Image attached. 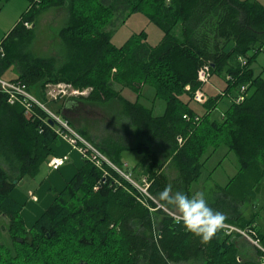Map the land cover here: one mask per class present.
<instances>
[{
  "label": "trees",
  "instance_id": "obj_1",
  "mask_svg": "<svg viewBox=\"0 0 264 264\" xmlns=\"http://www.w3.org/2000/svg\"><path fill=\"white\" fill-rule=\"evenodd\" d=\"M27 1L25 11L0 41V77L14 65L17 73L9 81L35 93L131 178L108 162L97 166L84 158L26 227L23 204L11 195L18 185L13 180L37 177L53 156L58 128H63L33 101L27 111L29 98L17 93L10 102L9 94L0 90V159L5 164L0 163V215L8 218L12 239L10 246L0 240V264H261L262 251L255 244L257 258H242L236 242L241 233L225 225L239 228L264 248L260 222L264 221V76L254 74L251 67L264 50V4L258 0ZM52 8L67 11L57 32L60 50L40 55L30 48L36 20ZM138 10L160 27L161 39L152 45L142 31L116 46L115 28ZM204 66L210 75L223 76L226 86L196 110L190 99L203 87L198 74ZM61 83L87 93L49 98L47 87ZM145 85L153 89L152 105L140 101ZM124 88L135 92L136 99L126 97ZM184 94L189 100L182 99ZM239 96L243 98L237 100ZM222 98L228 103L220 110ZM156 99L165 103L161 114L154 113ZM112 101L119 102L125 133L132 130L131 138L96 141L69 118L81 103ZM155 144L166 151L165 159ZM222 144L235 154L239 167L226 185H215L209 206L224 220L212 238L202 242L184 230L174 207L161 201L159 193L165 187L194 193L192 185L201 176L205 154ZM131 150L139 158L125 167L123 153ZM167 163L176 171L173 177L165 172ZM138 183L146 185L148 194Z\"/></svg>",
  "mask_w": 264,
  "mask_h": 264
},
{
  "label": "rangeland",
  "instance_id": "obj_2",
  "mask_svg": "<svg viewBox=\"0 0 264 264\" xmlns=\"http://www.w3.org/2000/svg\"><path fill=\"white\" fill-rule=\"evenodd\" d=\"M264 4V0H258ZM28 6L27 0H0V39L2 35L8 29L14 26V23L19 19L20 15L25 11ZM67 18V11L65 8H52L40 13L37 17L35 25V36L30 44V48L33 52L40 55H49L57 54L60 50L61 42L57 36L58 30L65 24ZM31 24H27V27H31ZM145 32L147 42L150 44H156L163 35V31L158 27L154 22L150 21L147 15L143 11H135L131 13L125 20L120 23L114 30L112 35V42L116 46H120L128 37L139 32ZM254 74H260L264 76V50L260 51L255 60L251 63ZM15 66L9 67L3 75L0 77L2 80L9 81L16 75ZM218 83L221 89L218 91L215 90L213 84ZM226 86V80L223 76L218 74L210 75L208 80L203 84L202 91L206 94L207 97L215 96L222 92ZM75 89H72L61 83L59 85H49L47 87V94L49 98H56L57 96H63L62 99H66L71 96L79 95L80 93L73 92ZM123 94L130 98L136 99L137 95L135 92L131 91L128 88L122 90ZM87 91H84L83 94H86ZM33 96L38 99V97L33 93ZM143 97L140 98V101H143L146 105H152L153 98V89L149 85H145L142 90ZM146 97V98H145ZM183 100H189V97L184 94L182 96ZM39 100V99H38ZM203 103V102H202ZM201 102H198L195 98L190 99V105L196 110H201ZM228 101L226 98H222L219 101V108L223 110L226 108ZM46 109L51 112V110L45 105ZM52 108V107H51ZM165 103L161 99H156L154 101V113L161 114L164 111ZM52 110H54L52 108ZM67 114H69L67 112ZM60 120L61 116L58 115ZM69 118L80 128H85L88 130L89 134L96 141H99L103 138L113 137V138H131L132 130L130 134L125 133L126 122L119 115V102L112 101L106 105H97V104H85L81 103L79 110L76 112H71ZM160 153V157L166 158V151L160 145L155 144ZM213 146L209 149L208 153L205 154L206 160L204 167L202 169L201 176L198 181L194 182L192 185V191L203 192L207 200H211L214 196L213 191L216 189L215 185H226L232 176L238 170L239 163L233 152H228L225 145H219L215 149H212ZM71 151V150H70ZM67 154V153H66ZM68 158H69V154ZM139 153L131 150L125 151L123 153V162L125 167H132L134 163L138 160ZM169 160H167L168 162ZM0 163L5 165L0 159ZM170 164V163H169ZM167 163L165 167V172L169 177H173L176 173L175 169L172 168ZM49 168L46 165H43L40 173L36 178H24L23 184L18 183V190L20 193L15 192L16 196H21V198L29 197L28 189L36 192L39 186L42 184H54L55 176L54 174L49 175ZM125 174V173H124ZM127 175V176H126ZM126 178H131L129 173L125 174ZM40 184V185H39ZM138 187L145 188V184L138 183ZM142 190V189H141ZM19 196V197H20ZM33 197H36L33 198ZM31 198L34 200L39 199L36 195L31 193ZM28 205V204H26ZM259 207V206H258ZM246 213L250 211V207H246ZM176 212V211H175ZM174 212V215L178 213ZM264 215V212H261ZM260 222L264 224V221L261 219ZM9 220L4 215H0V240L6 245H11L12 239L8 233ZM238 248L240 250V255L242 258H256V249L254 243L247 235L241 233V236L236 239ZM182 264H192V263H182Z\"/></svg>",
  "mask_w": 264,
  "mask_h": 264
},
{
  "label": "built area",
  "instance_id": "obj_3",
  "mask_svg": "<svg viewBox=\"0 0 264 264\" xmlns=\"http://www.w3.org/2000/svg\"><path fill=\"white\" fill-rule=\"evenodd\" d=\"M209 77H210V73L208 72V66H204L199 71L198 78L200 80L204 81V83H205ZM241 89L243 90L244 86H242ZM0 90H3L9 94V101L10 102H13L15 100L17 93L29 98L30 100H28V102H26V107H27L26 110L27 111H29V109L32 107V101L37 103L41 108H43L44 110L49 112L53 119L57 120L60 123V125L62 126L63 129H61L60 127L58 128L57 132H58L59 136L66 139L68 141V143L71 145V147L78 149L84 158L89 159L90 161H92L97 166H100L103 163V161L108 162L115 169H117L120 173L125 175L123 173V171H121L116 165L111 163V161L98 148H96L92 143L87 141L75 129H73L71 126H69L66 121L64 122V121L60 120V118L56 114L48 111L45 107V104L40 102V100L35 98L33 96V94H31L29 91H27L25 89L24 85H20V84L15 83V82L0 79ZM73 92L80 93V94L84 93V91H78V90H74ZM193 97L198 102H201V103L205 102L206 99L208 98L206 96V94L201 89L196 90ZM242 98H243L242 96H239L237 98V100H241ZM67 159H68L67 154L54 155L49 159L48 165L53 170H57L67 161ZM141 189L144 193L148 194L146 187L141 188ZM33 198L36 199V197H33ZM158 205L161 206L160 204H158ZM225 226L229 230H237L240 233L246 235V233L244 231L240 230L239 228H236V227L230 226V225H225ZM251 240L262 251L260 263L264 264V248L259 244L258 240H254V239H251Z\"/></svg>",
  "mask_w": 264,
  "mask_h": 264
},
{
  "label": "crops",
  "instance_id": "obj_4",
  "mask_svg": "<svg viewBox=\"0 0 264 264\" xmlns=\"http://www.w3.org/2000/svg\"><path fill=\"white\" fill-rule=\"evenodd\" d=\"M17 21H18V19L16 20V22ZM15 23H14V25H15ZM10 29H8V31ZM8 31H6L4 33V35H2L1 39L7 34ZM1 39H0V41H1ZM152 45H154V44H152ZM15 72L17 73V71H15ZM213 85L215 86L214 88L216 91H218V89H221L220 86L218 85V83H215ZM52 151H53V156L54 155H63L66 153L70 155L69 158L67 159V161L58 170H53L52 168H50V166L48 165V162L45 164L49 168L48 177L51 174H54V176H55L54 184L53 183H51V184L44 183L41 186H39V188L37 189L36 192L28 189V196L29 197H25V198H21L20 195H19L20 196L19 197V196H16V194H14V190L17 193H20V191H17L19 189L18 186H16L11 193L12 197L15 200H17L18 202L23 204L21 213L23 215V219H24V223H25L26 227H30L34 223L35 219L43 212V210L53 200L54 191H59L64 187L66 182L74 175V173L82 165L83 160H84V157L79 152V150L71 147V145L68 143V141L66 139L60 137V136H59L58 140L56 141V143H54L52 145ZM31 193H33L34 195L39 197V199H37V200L32 199ZM26 204H28V205H26ZM256 258H254V259H256Z\"/></svg>",
  "mask_w": 264,
  "mask_h": 264
},
{
  "label": "clouds",
  "instance_id": "obj_5",
  "mask_svg": "<svg viewBox=\"0 0 264 264\" xmlns=\"http://www.w3.org/2000/svg\"><path fill=\"white\" fill-rule=\"evenodd\" d=\"M159 199L174 207L176 218L186 232L198 236L202 242L209 241L222 227L223 215L209 206L203 192L185 194L182 191L171 192L165 187L159 193Z\"/></svg>",
  "mask_w": 264,
  "mask_h": 264
},
{
  "label": "water",
  "instance_id": "obj_6",
  "mask_svg": "<svg viewBox=\"0 0 264 264\" xmlns=\"http://www.w3.org/2000/svg\"><path fill=\"white\" fill-rule=\"evenodd\" d=\"M50 121L53 123V120H52V119H51ZM23 181H24V180L21 179V180L18 182L16 179H14V180H13V183H14V184L19 183V184L21 185V184H23ZM82 263H83V264H86L85 262H82Z\"/></svg>",
  "mask_w": 264,
  "mask_h": 264
}]
</instances>
